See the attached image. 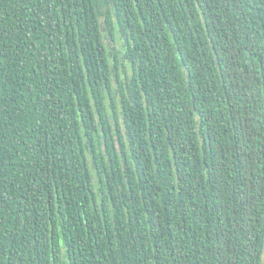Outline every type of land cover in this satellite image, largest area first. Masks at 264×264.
<instances>
[{
    "label": "trees",
    "instance_id": "16d2710c",
    "mask_svg": "<svg viewBox=\"0 0 264 264\" xmlns=\"http://www.w3.org/2000/svg\"><path fill=\"white\" fill-rule=\"evenodd\" d=\"M0 264H264V0H0Z\"/></svg>",
    "mask_w": 264,
    "mask_h": 264
},
{
    "label": "rangeland",
    "instance_id": "374dc122",
    "mask_svg": "<svg viewBox=\"0 0 264 264\" xmlns=\"http://www.w3.org/2000/svg\"><path fill=\"white\" fill-rule=\"evenodd\" d=\"M114 44V43H113Z\"/></svg>",
    "mask_w": 264,
    "mask_h": 264
}]
</instances>
